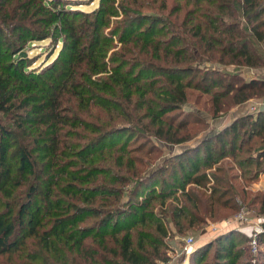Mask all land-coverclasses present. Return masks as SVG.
I'll use <instances>...</instances> for the list:
<instances>
[{
  "label": "trees",
  "instance_id": "16d2710c",
  "mask_svg": "<svg viewBox=\"0 0 264 264\" xmlns=\"http://www.w3.org/2000/svg\"><path fill=\"white\" fill-rule=\"evenodd\" d=\"M111 45L118 48L109 54ZM263 66L264 0H101L92 10L68 0H0V264L167 262L163 220L182 230L192 221L188 206L203 199L184 185L182 198L155 190L151 180L171 160L142 175L131 139L116 134L142 130L155 144L188 142L206 127L192 131L190 123L205 122L170 112L205 94L201 112L212 115L263 96L264 77L228 70ZM252 117L188 144L186 170L202 166L201 154L217 162L211 143L232 147L228 135L238 139L243 118L252 129ZM203 176L178 180L200 184ZM171 196L183 204L174 207ZM236 238L221 234L208 243L216 264L239 260ZM204 249L192 251L191 264L203 261Z\"/></svg>",
  "mask_w": 264,
  "mask_h": 264
},
{
  "label": "rangeland",
  "instance_id": "374dc122",
  "mask_svg": "<svg viewBox=\"0 0 264 264\" xmlns=\"http://www.w3.org/2000/svg\"><path fill=\"white\" fill-rule=\"evenodd\" d=\"M100 1L101 0H68L69 3L77 4L79 9L84 10L97 8ZM126 3L127 2L124 1L122 6L126 7ZM119 11V15L112 16L110 27L115 26V21L122 18V11ZM144 12L165 13L166 11H151L146 9ZM240 20L243 23L246 33L252 37L256 45H259L253 34L247 29L244 18L240 16ZM112 39L115 44L118 41V36H113ZM45 43H47L46 40L34 42V46L29 50V53L31 55L37 53L40 51L39 45ZM114 44L112 45L114 46ZM112 45L110 46L109 54L120 47L121 43H119L118 47H112ZM42 58L43 57H40L35 65L39 64L43 60ZM205 61L207 62L206 59ZM206 64H209V61ZM240 69H243V67H240ZM240 69L234 67H231V69L228 68L229 71H237ZM259 69L263 70L260 74V77H263L264 66ZM241 72H243L246 77H250V74L246 70ZM195 93L199 92L195 91ZM206 97L207 95L205 94L202 101H189L184 107V110L182 108L181 110L170 112L171 115L174 114V117L177 118L176 120L202 118V121L205 122L206 125L194 124L193 122L190 123L189 128L192 131L202 129L203 126L206 127L204 129L205 132L197 134L188 142L173 144L157 141L155 144L153 136L142 130L138 131L136 135L131 131L127 134V137L123 136V134H116L123 140L131 139V147L135 148L133 150V155H135L137 160L136 167H138V172H140V174L142 173V175H147L152 170L158 169V167L162 168L165 162L171 160L167 163L168 168L163 170L157 179L151 180V182H155L154 184L151 183V186L153 185L156 187L155 190H160L161 187L170 189L173 192H177L175 195L182 198L184 193L180 187L184 185L186 191L193 192L195 195L198 194L203 199L200 206L196 209L192 207V205L188 206V212L192 214V221L190 220L191 218H188L186 222H184L185 227H183L182 230H180V226L178 227L175 225L171 217H165L163 221L166 226L170 228V232L165 240L167 246H162L161 249L166 253L169 259L167 262L159 261L158 263L191 264L192 251L205 247V254L202 256L203 261L199 264H216L214 255L215 249L213 247L208 251V243L213 242L216 237L221 234H233L237 236L236 247L241 253V257L234 264H261L262 253L264 251V239H261L259 242V235L264 232V228L263 231L258 232V246L256 248L251 245L249 235L253 233L256 227L261 228V224H264V105L260 104L261 101H263L264 95L253 96L246 101L238 103L232 102L230 105L224 106L223 110L216 115L208 113L209 109H207V112H204V114L201 112V109L205 106L204 104L206 101H204V99ZM247 114H252L253 116V121L251 123L253 128L250 129V124L245 122L243 118L240 122L241 124L238 126V139L234 140L236 135H232L231 133L227 137L228 141H235L232 147L227 143H225V148L224 146L221 147L219 144H216V142L211 143L212 147L217 148L216 154L213 156L217 159V162H214V159L213 162L205 160V157L203 159L204 154H201L200 160L202 166L197 170H186L184 165H186L188 159L187 156H184L182 153L188 144L201 140L203 134L210 135L219 129H223L226 125L228 126L234 120L239 117L247 116ZM111 142L112 140L109 138L106 143H101L100 146L107 147ZM177 154H181V156L177 157ZM217 167H222L224 171L218 170ZM187 173H190L191 176L204 173V176L201 178L202 183L196 184L192 181H184L183 184L181 182L179 183V176L184 174L183 178H185ZM162 179H166L175 185L173 187L169 185L165 186L162 184ZM156 201L155 199L153 203L156 204ZM166 201H172L174 207L182 203V201L176 200L174 196L167 198ZM239 214L245 215L249 221L239 223L235 221ZM188 237H193L195 240V244L192 246L193 248L191 251H186L184 249V244ZM1 258L2 256L0 259Z\"/></svg>",
  "mask_w": 264,
  "mask_h": 264
},
{
  "label": "built area",
  "instance_id": "2783aa9c",
  "mask_svg": "<svg viewBox=\"0 0 264 264\" xmlns=\"http://www.w3.org/2000/svg\"><path fill=\"white\" fill-rule=\"evenodd\" d=\"M261 105H264V98H263V101H261L260 103ZM260 107V106H259ZM238 223L239 222H248L249 219L243 215V214H239L237 217H236V220ZM222 229V228H221ZM263 231V226L261 224V228L259 227H256L254 230H253V233L250 234V243L251 245L256 248L258 246V232H261ZM195 244V240L193 237H188L185 244H184V249L186 251H191L192 250V246Z\"/></svg>",
  "mask_w": 264,
  "mask_h": 264
},
{
  "label": "crops",
  "instance_id": "0c3cea01",
  "mask_svg": "<svg viewBox=\"0 0 264 264\" xmlns=\"http://www.w3.org/2000/svg\"><path fill=\"white\" fill-rule=\"evenodd\" d=\"M252 69V70H251ZM241 71H247L250 74V77H260V74L263 70L252 68V67H243V69H240ZM264 77V76H263Z\"/></svg>",
  "mask_w": 264,
  "mask_h": 264
},
{
  "label": "water",
  "instance_id": "95a60500",
  "mask_svg": "<svg viewBox=\"0 0 264 264\" xmlns=\"http://www.w3.org/2000/svg\"><path fill=\"white\" fill-rule=\"evenodd\" d=\"M263 228H264V224H262Z\"/></svg>",
  "mask_w": 264,
  "mask_h": 264
}]
</instances>
